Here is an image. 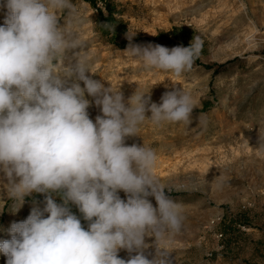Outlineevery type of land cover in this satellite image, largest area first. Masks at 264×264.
Masks as SVG:
<instances>
[{
	"label": "clouds",
	"instance_id": "clouds-1",
	"mask_svg": "<svg viewBox=\"0 0 264 264\" xmlns=\"http://www.w3.org/2000/svg\"><path fill=\"white\" fill-rule=\"evenodd\" d=\"M0 8L6 9L0 25V178L18 203L13 213L26 196L44 194L43 208L33 200L26 219L7 229L10 239L0 240L5 264H171L163 252L147 258L145 237L180 232V205L153 173L155 150L125 141L146 119L190 125L197 101L177 88L164 92L159 104L151 102L150 89L126 101L120 82L105 87L92 78L87 57L68 56L83 44L60 23L58 13L76 11L71 0H0ZM135 35L126 33L129 57L177 76L192 69L202 48L199 37L169 48L134 44ZM93 104L101 113L95 121L88 112ZM121 249L130 254L127 260L118 255Z\"/></svg>",
	"mask_w": 264,
	"mask_h": 264
},
{
	"label": "rangeland",
	"instance_id": "rangeland-1",
	"mask_svg": "<svg viewBox=\"0 0 264 264\" xmlns=\"http://www.w3.org/2000/svg\"><path fill=\"white\" fill-rule=\"evenodd\" d=\"M71 2L76 11L58 13L60 23L83 44L68 56L87 57L92 78L105 87L120 82L126 101L134 91L150 89L151 102L159 104L174 88L197 101L190 125L146 119L138 135L125 141L155 150L153 173L183 217L180 232L145 237L147 258L163 252L171 264H264V0ZM5 14L0 8V25ZM133 31L134 44L169 48L199 37L201 52L180 76L148 68L123 51L126 33ZM88 112L93 121L101 114L94 104ZM119 195L126 198L123 191ZM148 199L156 207L155 198ZM33 200L43 208L44 194L34 192L13 213L18 203L8 198L7 181L0 178V240L10 239L7 229L26 219ZM118 255L127 260L130 254L121 249ZM5 261L0 253V264Z\"/></svg>",
	"mask_w": 264,
	"mask_h": 264
},
{
	"label": "trees",
	"instance_id": "trees-1",
	"mask_svg": "<svg viewBox=\"0 0 264 264\" xmlns=\"http://www.w3.org/2000/svg\"><path fill=\"white\" fill-rule=\"evenodd\" d=\"M88 1H92V0H88ZM182 46H185V47H187L188 46V44L187 43H182Z\"/></svg>",
	"mask_w": 264,
	"mask_h": 264
},
{
	"label": "built area",
	"instance_id": "built-area-1",
	"mask_svg": "<svg viewBox=\"0 0 264 264\" xmlns=\"http://www.w3.org/2000/svg\"><path fill=\"white\" fill-rule=\"evenodd\" d=\"M218 236L221 237V234H219Z\"/></svg>",
	"mask_w": 264,
	"mask_h": 264
}]
</instances>
